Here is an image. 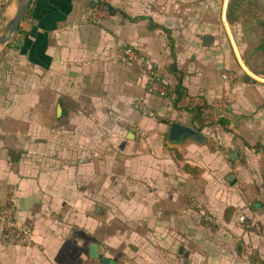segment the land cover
Returning a JSON list of instances; mask_svg holds the SVG:
<instances>
[{
    "label": "crops",
    "instance_id": "0c3cea01",
    "mask_svg": "<svg viewBox=\"0 0 264 264\" xmlns=\"http://www.w3.org/2000/svg\"><path fill=\"white\" fill-rule=\"evenodd\" d=\"M18 1L0 0V28ZM105 1L119 10L30 0L0 46V200L33 239L0 229V264L264 261V77L217 40L225 0ZM125 44L168 96L145 90Z\"/></svg>",
    "mask_w": 264,
    "mask_h": 264
},
{
    "label": "built area",
    "instance_id": "2783aa9c",
    "mask_svg": "<svg viewBox=\"0 0 264 264\" xmlns=\"http://www.w3.org/2000/svg\"><path fill=\"white\" fill-rule=\"evenodd\" d=\"M120 57L129 62L134 69L145 79V90L162 97L168 96L170 92L166 88L164 81L161 80L157 69L149 64L146 57L133 45L125 44L120 51ZM227 72H221L223 79H228ZM132 106L140 111L141 114L146 116H154V112L149 108L141 99H134ZM115 117L119 115L111 112ZM123 119V118H119ZM132 127V126H131ZM214 149H219V144L214 142ZM227 156L226 153H224ZM201 218L204 221H211V214L204 210L201 206L197 205ZM237 220L246 224L245 215L239 213ZM0 229L4 240L13 245H29L32 243V227L29 224L20 222L15 214V206L11 201L0 200ZM252 264H260L258 261H253Z\"/></svg>",
    "mask_w": 264,
    "mask_h": 264
},
{
    "label": "rangeland",
    "instance_id": "374dc122",
    "mask_svg": "<svg viewBox=\"0 0 264 264\" xmlns=\"http://www.w3.org/2000/svg\"><path fill=\"white\" fill-rule=\"evenodd\" d=\"M227 0L224 2L223 13L221 14V21L216 24L214 34L217 40H220L225 46L229 47L232 52L240 57L242 64L252 72L261 74L264 71V50L252 51V46L259 42L260 39H264V35L261 34V27L257 28V32L252 36L248 34L240 16L236 17L231 22H228L225 17V8ZM249 9L258 11V5L255 3L249 4ZM261 17L264 16L262 11H258Z\"/></svg>",
    "mask_w": 264,
    "mask_h": 264
},
{
    "label": "trees",
    "instance_id": "16d2710c",
    "mask_svg": "<svg viewBox=\"0 0 264 264\" xmlns=\"http://www.w3.org/2000/svg\"><path fill=\"white\" fill-rule=\"evenodd\" d=\"M255 3L257 4L259 8L258 11H262L264 13V0H227L226 8H225V17L228 22H231L236 17L240 16L245 22L246 30L248 31L249 36L253 35L257 32V28L261 27V34L264 35V16L261 17L256 10L249 9V4ZM91 4H101L108 12H114L116 10H119L118 8L112 6L109 2L105 0H91ZM25 12V11H24ZM123 15H126L124 12H121ZM17 28V27H16ZM15 28V29H16ZM14 29V30H15ZM168 37V44H169V50L170 53L173 54L172 51V40L171 37L168 35V29L163 28ZM252 51L255 50H264V39H260L259 42H256L252 48ZM259 73V72H258ZM261 75L264 77V71L260 72ZM263 151H264V145H261ZM261 264H264V261L259 260Z\"/></svg>",
    "mask_w": 264,
    "mask_h": 264
},
{
    "label": "water",
    "instance_id": "95a60500",
    "mask_svg": "<svg viewBox=\"0 0 264 264\" xmlns=\"http://www.w3.org/2000/svg\"><path fill=\"white\" fill-rule=\"evenodd\" d=\"M29 2H30V0H19L18 3H17V5H16V9L13 12L12 16L0 28V46L7 41V39L9 38V36L11 34V32L17 27L18 22H19V20H20V18L22 16V14L26 10ZM211 40H212V36L210 34H206L205 33V34H203L201 36V42H202V44H209V42H211ZM182 130L184 131L185 129L184 128H181L178 124H175V123H172L171 124L170 132H171L172 135L175 136L178 131H182ZM190 137L193 140H196V141H199L201 139V135L195 134L193 132H191ZM92 247H95V246H92ZM98 256H99V254H98ZM101 263L102 264H114L107 257H101Z\"/></svg>",
    "mask_w": 264,
    "mask_h": 264
}]
</instances>
